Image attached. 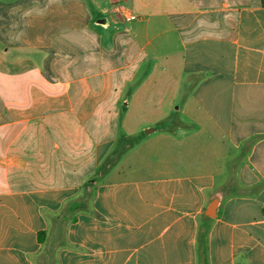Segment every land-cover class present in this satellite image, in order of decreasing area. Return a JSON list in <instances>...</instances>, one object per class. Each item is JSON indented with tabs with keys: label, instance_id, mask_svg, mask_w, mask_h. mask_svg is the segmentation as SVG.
Segmentation results:
<instances>
[{
	"label": "crops",
	"instance_id": "obj_1",
	"mask_svg": "<svg viewBox=\"0 0 264 264\" xmlns=\"http://www.w3.org/2000/svg\"><path fill=\"white\" fill-rule=\"evenodd\" d=\"M87 1L0 0V264H264V0Z\"/></svg>",
	"mask_w": 264,
	"mask_h": 264
},
{
	"label": "trees",
	"instance_id": "obj_2",
	"mask_svg": "<svg viewBox=\"0 0 264 264\" xmlns=\"http://www.w3.org/2000/svg\"><path fill=\"white\" fill-rule=\"evenodd\" d=\"M66 119V118H65ZM64 119V120H65ZM106 164V163H105ZM113 164L111 165V167ZM109 168V167H108ZM108 168L101 166L99 171H106ZM95 173L93 176L84 180L81 194L77 199L68 201L60 212L58 219L60 223H67L69 221L76 220V216L79 212H88L94 215L96 211L93 209V201L96 195V186L99 180V173ZM262 215L264 216V205L262 207ZM210 228L209 218L202 215V223L197 235V256L198 264H208V231ZM45 231L39 233V240L43 241ZM38 264H55L54 251L48 250Z\"/></svg>",
	"mask_w": 264,
	"mask_h": 264
},
{
	"label": "water",
	"instance_id": "obj_3",
	"mask_svg": "<svg viewBox=\"0 0 264 264\" xmlns=\"http://www.w3.org/2000/svg\"><path fill=\"white\" fill-rule=\"evenodd\" d=\"M154 129H147L146 132L150 133ZM219 206V199L215 198L209 202L207 208L205 209V214L209 217H215L217 215V209Z\"/></svg>",
	"mask_w": 264,
	"mask_h": 264
},
{
	"label": "rangeland",
	"instance_id": "obj_4",
	"mask_svg": "<svg viewBox=\"0 0 264 264\" xmlns=\"http://www.w3.org/2000/svg\"><path fill=\"white\" fill-rule=\"evenodd\" d=\"M85 1L88 2L87 0H85ZM177 106H179V105H177ZM119 156H120L119 153H113V154L109 157V159H107L106 164H105V168H108V166L111 167V165L116 161V159H117Z\"/></svg>",
	"mask_w": 264,
	"mask_h": 264
},
{
	"label": "built area",
	"instance_id": "obj_5",
	"mask_svg": "<svg viewBox=\"0 0 264 264\" xmlns=\"http://www.w3.org/2000/svg\"><path fill=\"white\" fill-rule=\"evenodd\" d=\"M125 19L128 21L136 20L138 17L130 11H124Z\"/></svg>",
	"mask_w": 264,
	"mask_h": 264
}]
</instances>
